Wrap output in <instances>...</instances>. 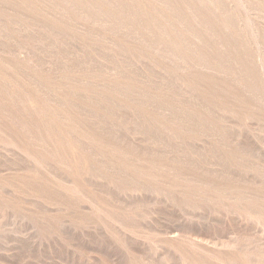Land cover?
<instances>
[{"label": "bare ground", "instance_id": "1", "mask_svg": "<svg viewBox=\"0 0 264 264\" xmlns=\"http://www.w3.org/2000/svg\"><path fill=\"white\" fill-rule=\"evenodd\" d=\"M252 121L264 123V0H0V154L13 171L0 177L7 227L20 219L27 231L49 232L72 196L80 212L106 216V230L122 227L112 235L164 249L159 264L172 256L179 264H255L263 245L241 249L235 238L223 244L169 231L160 241L127 227L138 213L113 214L85 193L94 182L108 194L192 213L224 206L264 225V161L229 138ZM138 135L141 143L129 140ZM210 167L224 180L207 178ZM7 191L50 208L49 195L71 196L56 201L54 214L24 213ZM137 257L127 264H153Z\"/></svg>", "mask_w": 264, "mask_h": 264}, {"label": "rangeland", "instance_id": "2", "mask_svg": "<svg viewBox=\"0 0 264 264\" xmlns=\"http://www.w3.org/2000/svg\"><path fill=\"white\" fill-rule=\"evenodd\" d=\"M45 65L43 67H45V68L48 67L49 69L51 68L48 64H45ZM261 103L262 102H260V104ZM124 117L126 119H128L129 123H131L132 121L136 122L135 120H137L136 118H134V120H132L133 117L132 116L130 117L129 115H126ZM229 120H231L232 124L236 123L230 118H229ZM228 122H229V125H231L230 121H228ZM254 122L255 121L250 122V124L247 125L248 126L247 129L245 128L244 130H241L242 132L241 131L239 132V134L242 133L241 135L237 134L239 138L238 137L236 138V136H234V135L233 136L231 135L232 137L230 136L229 138H230V140L234 141V143H236V144L238 143L239 147L241 146V148L243 147L246 149L248 147L247 149L249 151L251 150V152H254L256 150L254 152L257 154L256 157H258V155H259L258 158L261 161H264V160H262V159H264V138H263L264 137V128H263L264 123L259 124V122H255V123H258V125H257ZM250 125H251V127H250ZM260 125H261V128H260ZM262 125H263V127H262ZM253 126H255V127L253 128ZM251 129L252 130L254 129L253 131L256 133V135H254V132H252ZM247 131H251L253 136L251 135V133L249 134V132H247ZM243 137H245V138H243ZM140 138L141 137L138 135V136L132 137L129 140H134L136 143H141L142 138L141 139ZM252 141H254V142H252ZM255 142H256V144H255ZM249 143H250V145H249ZM250 146H251V149L249 148ZM254 146H256V147H254ZM161 151H163V150H161ZM256 154H254L253 157H255ZM0 155L2 157V160L0 159V177L10 176L11 172H13L12 169L10 168L11 164H9L11 160L9 157H7L3 154H0ZM2 162L4 164L6 163L7 167L9 165V168L5 167V169L3 170V166H6V165H4ZM11 163H12V161H11ZM210 169L213 170V174H212V172H208L206 175L207 178L210 177V178L214 179V177L215 178L217 177L216 179H218L220 181L224 180L222 177L223 174H222L221 169H217L215 167H210ZM218 171H221L220 175H219ZM218 175H219V178H218ZM247 179L249 181L248 183H250V184L253 183L254 186L256 185L253 182L254 180L251 179V182H250V177H247L246 180ZM256 181L257 180H255V183L259 182V181H257V182ZM93 183L94 182L90 183V185L88 187H85L87 189L85 193H92L96 197L100 196V198H103L104 203H106V205H108V207L110 206L109 211L111 212V210H112L113 214H115V212H117V209L115 211V207L118 208V211H120L121 208L123 210V208L126 207V209L128 211L131 210V212H132V210H133V212L138 213L133 218H127V220L131 221L130 223L128 221V223L126 224L127 220L126 221L124 220L127 227H131L132 224H134L137 226V228L135 226V229H137V231H140V232H146L147 231L157 240L166 241V232L168 233V231H169V232H174V234H181L184 236L186 234V236H188V238L190 237L191 239H195V240L199 238L198 241L199 240L200 241H203V240L204 241H218V243H223V244L228 243L229 241L230 242L234 241V238H235L237 240V241L235 240V242H239L238 243L239 248H241V249H245L243 247H246V249H249V248L255 249V248H257V247H255V244L259 245V246L260 245L264 246V244H263L264 243V225H256L254 222L250 221L249 219H247L242 214H239V213H237L238 215L234 214V213L232 214V212L229 211L224 206L221 207L219 205L217 206L216 204H215L216 207L214 206V204L213 205L210 204L211 206L205 205V206H203L204 208H201V211L192 213L191 210H189V209L184 210V209L176 207V206L171 207L170 204L169 205L167 204V207H166V205L161 201H158L157 204H156L157 201L156 202L153 201V203H152V200H154V199H147V198L145 199L144 196H143L144 198L140 197L141 199L139 197H136V199H135V197L133 198V197H128V196L125 198L122 196L123 195L122 193L119 194V193L112 191V190H109V194H108V190L105 187H102L101 185H100V187H99V185L94 186L95 183L94 184ZM93 187L94 188L96 187L95 192H94ZM96 189L101 190V192L99 191L100 195L95 194V193H97ZM102 191L104 194L102 193ZM53 192L54 191H52V193ZM110 192H111V194H110ZM8 193H10V194H8ZM50 193H48V194H50ZM1 194H3V192ZM12 194H14V195L11 196ZM18 195L16 194V192H13V191H7V193L5 192V196H9L10 199H13V200L15 199L16 202L18 200L19 201L18 205L22 204L20 209L22 210L24 208L25 211L22 210L24 213H26V210H27V213H29L28 212L29 210L30 211L37 210L39 212L42 209V211H40V213H48L47 211H49L50 214H52V213L54 214L55 212H57L58 208H60V206L57 205L56 201H58V200H57L56 196H53V195H55V193H53V195L51 194V197H50V195H49V197H47V198H49V200H50V198H51V200L52 199L55 200L56 205L54 204L55 206L53 205L51 208H50L51 204H49L47 202H46V205L44 203H40L39 201L37 204L36 203L37 201L30 199V197L27 198L25 196L26 199H24L23 196L20 195V197H19ZM67 195L68 194H63V195L57 196L59 199L58 202L62 201V200L60 201V198L67 199V201H68V197H70L71 195L70 196L68 195V197H67ZM14 196L18 197V198H15ZM45 196H47V192L45 193ZM106 197L108 198V200H106L107 199ZM73 198L71 196L72 202L73 203L75 202L76 204L75 203L73 204L70 200L68 202H70L72 204V206L70 205V207H69V204H67L68 202L66 203V201H64L65 205L64 204L63 205L65 206V209L67 208L66 205H68L69 210L66 209L68 211V212H66V210H64V207L62 205L63 212H59L58 216L60 215L59 217H62V218H60L61 219L60 222H62L64 224L69 222L73 225L74 228L68 227L67 224H65V226H64V224L58 225V224H60V222L57 221V222H55L57 224L52 222L53 224H51V228L49 227V232H47L48 230L45 231V229H44L46 234L43 233V231H42L43 230L42 224H41L42 226H40L41 227L40 231H36V233L34 231H32L33 232L32 233L30 229H28L29 231H27V228H29V225H27V223L25 221H23V222H25V226L20 225V223H22V221L20 219H17L19 224H17L18 222H17V220H15V221H13L15 223H12L11 225H9V227H7L8 224L5 225V222L7 223L9 221V220H7L8 218L6 219L4 217V215H2V217H4L5 219L1 218V214H0V222L3 219L2 220L3 222L0 223V227L2 228V229L0 228V264H2V263L3 264H127V262L129 263V261L132 260V258L137 257V255H138L137 258L142 259L145 263L150 261L153 264H159L160 258H162L160 256H164V254L166 253V251L164 249L158 251L156 254L153 251L151 252V251L147 250L146 247L142 246L139 241L135 242L129 238H128V241H127V238L125 240L124 239L125 238L124 233L122 234L123 236H121L120 233H118V235H116L118 231L119 232L123 231L122 227H121V229L117 228L118 229L117 232H116V229H112V231L106 230L107 227L105 225L108 224V222H107L108 220H106L105 225H104V221H103L106 219V218H104L106 216H103V214L96 215V216L94 214V215L90 216L91 213L90 214H89V212L87 213V211L85 209H83V205H82V209H83L85 214L83 212H80L81 206L78 205V204H80V202H78L76 199L74 201ZM22 200H24V202ZM32 201H33V203L35 201V203L33 204ZM124 201L126 202V204ZM143 201H145V202H143ZM27 202L28 203L30 202L33 206H35V208H32L33 206L29 205L30 203L28 204ZM118 204L120 207L118 206ZM150 204H152V205H150ZM38 205H39V207H38ZM163 205L165 206L164 208H163ZM30 206H31V208H30ZM133 206H134V208H133ZM130 207H131V209H130ZM142 207H143V209H142ZM214 208H217V210H216L217 213H215L216 211L213 212L215 210ZM43 209H44V211H43ZM53 209L55 210V212H53L54 211ZM122 210H121V212H117V213H125L126 212V211H124V210L122 211ZM75 212H77V213H75ZM79 213L81 216L79 215ZM86 214L88 215V217ZM129 214H132V213H127L124 216H127ZM183 214H184V216H183ZM5 215H6V213H5ZM137 215H140V216H137ZM115 218H116V216H115ZM233 219H234V221H233ZM63 220H64V222H63ZM101 220H102V222H101ZM205 223H206V228L208 226L207 229L205 228ZM128 224H129V226H128ZM2 225L7 227V229H4V227ZM15 225H17L16 228H15ZM48 225L50 226V223H47V226ZM56 225H58V227ZM145 225H146V227H145ZM11 226H14V227H11ZM61 226H62V228L60 230ZM234 226H235V228H234ZM25 227H26V230H24ZM53 227L55 229H53ZM141 227H143V229ZM163 227L165 228V230H163L164 229ZM232 227H233V229H232ZM8 228L9 229L13 228V229H15V231L10 229L11 232H9ZM167 228H169V229H167ZM69 229H70L71 234L69 232ZM104 229L106 230V232L107 231L109 232V233L107 232L108 235L106 234ZM166 229H167V231H166ZM113 230H115V233H116L114 235L111 234L112 232L114 233ZM216 230H217V232H216ZM41 232L44 234L43 236H42ZM58 233H60V234H58ZM40 234L42 237L40 236ZM55 234H57V236ZM67 235H68L69 239H68ZM234 235H235V237H233ZM112 237H113V239L115 238L116 244H114V240L111 239ZM116 237H117V239H116ZM32 238H33V240H32ZM47 238H48V240H47ZM121 238L123 240H125L124 241L125 243L121 241L122 240ZM215 238L217 240H214ZM119 244H122V245H120L121 247L124 246L121 249L127 248L130 250V253L128 252L125 254L124 253L125 250L123 251L118 247ZM71 245H72V247H71ZM130 245H132V246H130ZM116 246H117V248H116ZM254 249H252V250H254ZM223 251L225 252V249L222 250V252ZM157 257H159V258L157 259ZM169 263L170 264H179V262L177 260H175L174 256L171 257V260L169 261ZM249 264H251V263H249ZM255 264H264V259L263 258L259 259Z\"/></svg>", "mask_w": 264, "mask_h": 264}]
</instances>
